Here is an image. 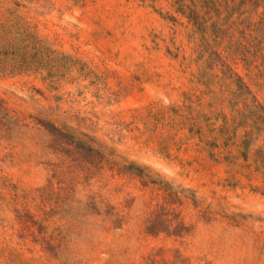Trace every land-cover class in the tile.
<instances>
[{
    "label": "rangeland",
    "instance_id": "obj_1",
    "mask_svg": "<svg viewBox=\"0 0 264 264\" xmlns=\"http://www.w3.org/2000/svg\"><path fill=\"white\" fill-rule=\"evenodd\" d=\"M194 31L172 0H0V264H264V132Z\"/></svg>",
    "mask_w": 264,
    "mask_h": 264
},
{
    "label": "trees",
    "instance_id": "obj_2",
    "mask_svg": "<svg viewBox=\"0 0 264 264\" xmlns=\"http://www.w3.org/2000/svg\"><path fill=\"white\" fill-rule=\"evenodd\" d=\"M172 6L200 35L203 51H209L211 57L221 61L220 71L225 78L233 80L237 85L243 104L239 115L245 122H252V125L258 127L260 133L264 132V102L258 99L245 79L233 70L220 52L222 47L227 52L232 49V45H237L235 63H243L247 72L254 76L253 79L264 80V53H260L264 46V10L254 25L241 16L235 22L230 21L231 17L222 18L226 9L235 11L248 8L247 12L257 13L260 8L264 9V0H172ZM238 33L242 38L235 40ZM257 154L264 163V146ZM151 228H158V224H152Z\"/></svg>",
    "mask_w": 264,
    "mask_h": 264
}]
</instances>
